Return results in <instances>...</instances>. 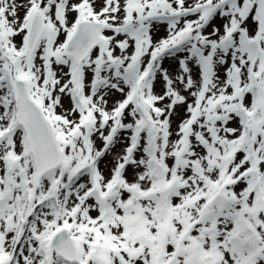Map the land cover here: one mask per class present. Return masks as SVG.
<instances>
[{
    "label": "snow or ice",
    "instance_id": "obj_1",
    "mask_svg": "<svg viewBox=\"0 0 264 264\" xmlns=\"http://www.w3.org/2000/svg\"><path fill=\"white\" fill-rule=\"evenodd\" d=\"M0 264H264V0H0Z\"/></svg>",
    "mask_w": 264,
    "mask_h": 264
},
{
    "label": "rangeland",
    "instance_id": "obj_2",
    "mask_svg": "<svg viewBox=\"0 0 264 264\" xmlns=\"http://www.w3.org/2000/svg\"><path fill=\"white\" fill-rule=\"evenodd\" d=\"M163 34H164L163 30H161L160 33H158V35H163Z\"/></svg>",
    "mask_w": 264,
    "mask_h": 264
}]
</instances>
